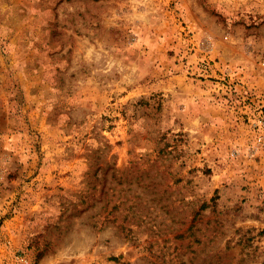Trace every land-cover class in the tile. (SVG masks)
<instances>
[{"label": "rangeland", "instance_id": "1", "mask_svg": "<svg viewBox=\"0 0 264 264\" xmlns=\"http://www.w3.org/2000/svg\"><path fill=\"white\" fill-rule=\"evenodd\" d=\"M264 264V0H0V264Z\"/></svg>", "mask_w": 264, "mask_h": 264}, {"label": "built area", "instance_id": "2", "mask_svg": "<svg viewBox=\"0 0 264 264\" xmlns=\"http://www.w3.org/2000/svg\"><path fill=\"white\" fill-rule=\"evenodd\" d=\"M17 260H18V262L20 263V264H26V260H25V257H18L17 258Z\"/></svg>", "mask_w": 264, "mask_h": 264}]
</instances>
